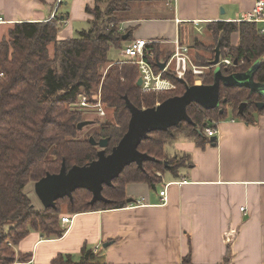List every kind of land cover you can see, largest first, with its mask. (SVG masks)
<instances>
[{
  "label": "trees",
  "instance_id": "obj_1",
  "mask_svg": "<svg viewBox=\"0 0 264 264\" xmlns=\"http://www.w3.org/2000/svg\"><path fill=\"white\" fill-rule=\"evenodd\" d=\"M135 1L95 0L94 7H86L93 16L89 27L71 38H58L63 22L55 16L48 21L16 22L0 37V223L9 229L8 235L2 233L0 237V264L28 260L29 256L18 254L15 247L31 231H38L46 238L61 237L65 232L61 225L64 213L125 207L129 183L154 184L161 179L158 174L167 171L177 175L188 163V157L171 156L166 147L178 137H192L199 145H205L212 142L205 130L213 120H223L231 113L252 122L255 113L264 110L256 106L257 102H264V94L246 87L221 85L219 107L206 109L191 103L187 111L192 124L182 121L168 130L152 131L142 140L139 150L155 160L145 161L143 168L137 163L126 166L111 186L104 185L106 202L91 204L92 192L79 188L73 192L72 199L67 196L58 199L56 207L35 208L26 193L27 186L48 173H58L63 164L70 169L96 160L101 147L92 144L91 137L97 142L108 139L107 154L119 143L131 118L127 100L140 109L151 108L183 95L186 85L195 84L197 78L192 71L181 81L169 68L163 76L175 83L174 89L145 91L137 85L140 70L135 62L109 59L111 47L122 48L125 41L133 39L135 27L125 24L124 13L130 11ZM123 24L126 28L121 31ZM262 29L261 22L205 23L189 46L192 61L207 67L205 74L200 75L202 84L214 82L215 67L210 66V61L219 42L221 58L233 62L221 64L225 74L245 72L261 61L254 79L264 83ZM126 34L129 36L124 40ZM165 46L159 40L147 45L155 54L154 58H147L156 72L160 71L158 62L168 61L173 54ZM98 94L106 115L87 118L88 108L81 107L80 100L85 96L89 103H94ZM244 101L247 107L241 115L239 105ZM85 120L97 125L94 133L85 132V127L78 128ZM81 252L79 260L72 254L61 253L51 264H106L90 247L84 246ZM184 260V263L189 261Z\"/></svg>",
  "mask_w": 264,
  "mask_h": 264
},
{
  "label": "crops",
  "instance_id": "obj_2",
  "mask_svg": "<svg viewBox=\"0 0 264 264\" xmlns=\"http://www.w3.org/2000/svg\"><path fill=\"white\" fill-rule=\"evenodd\" d=\"M256 1L136 0L125 24L135 27L133 39L174 44L182 24L197 29L211 21H234ZM94 4L0 0V37L16 22L55 16L63 22L58 38H71L78 22L89 24L93 16L86 7ZM217 128V140L205 145L187 136L169 144L167 153L185 155L188 163L177 175L160 173L157 183H129L127 206L64 213L73 221L61 222V237L31 231L15 247L28 260L15 264H51L61 253L79 260L84 246L106 264H264V110L252 122L229 113Z\"/></svg>",
  "mask_w": 264,
  "mask_h": 264
},
{
  "label": "water",
  "instance_id": "obj_3",
  "mask_svg": "<svg viewBox=\"0 0 264 264\" xmlns=\"http://www.w3.org/2000/svg\"><path fill=\"white\" fill-rule=\"evenodd\" d=\"M128 36L129 34H126L123 39L127 40ZM220 62L221 44L219 42L215 48L214 58L210 61V66L215 67L212 84L186 85L183 95L171 97L151 108L140 109L127 100L131 118L128 130L119 143L107 154L105 148L108 145V139L102 138L97 142L94 137H91L92 144H99L101 147L96 160L83 166H73L70 169H67L63 164L58 173H48L36 181L35 192L42 205L45 208L56 207L58 199L66 196L72 199L73 192L79 188H85L92 192L91 204L99 201L106 202L107 198L103 194L104 185L111 186L113 179L118 177L126 166L137 163L140 168H143L145 161L155 160L138 148L142 140L149 137L150 132L168 130L182 121L193 123L187 111L191 103H198L206 109L219 107L221 85L246 87L251 92H264V83L254 79V73L261 65V61L256 62L245 72L231 74L223 72ZM165 66L166 62H158L160 69H164ZM180 80L184 81L182 78ZM137 85H142L141 77H139ZM256 106L262 109L264 102H257ZM246 107V101L239 105L241 115L244 114ZM91 123L90 120L82 121L78 124V128L82 129ZM216 140V136L211 137V141Z\"/></svg>",
  "mask_w": 264,
  "mask_h": 264
},
{
  "label": "built area",
  "instance_id": "obj_4",
  "mask_svg": "<svg viewBox=\"0 0 264 264\" xmlns=\"http://www.w3.org/2000/svg\"><path fill=\"white\" fill-rule=\"evenodd\" d=\"M169 2H174L177 4V0H168ZM234 21H247V22H261L264 23V0H257L255 3V7L252 11L244 14L243 17L234 20ZM121 31L125 30V26L120 27ZM198 32H202V28L199 29L197 27ZM201 30V31H200ZM264 32V29H262ZM158 40H146V39H132L130 41L124 42V46H122L121 52V60L133 61L135 62L140 70V77L142 79V85L140 86L142 90L145 91H164L171 90L175 88V83L170 79L163 76L164 72L169 68L174 70V76L177 79H184L187 72L192 71L194 75H196L195 84H202V80L200 75L205 74L207 67L196 65L190 56V48L186 44H182L180 39H176L174 41L175 44V52L166 62V66L164 69H160L159 72L155 71V68L151 61L149 60L155 57V54L152 50L147 49V45L150 43L157 42ZM160 41V40H159ZM147 56L149 58H147ZM232 60L230 58H221V64L230 65L232 64ZM94 103H89L87 97L83 96L80 100V106L83 108H95L100 115H105V109L103 107L101 101V95H97ZM218 121L213 120L211 125L206 128L205 134L208 137L217 136L218 134ZM166 190L161 191V195H165ZM242 210L245 207L241 208ZM73 221L72 216H63V223H71ZM2 233L7 234L8 231L6 227L0 223V237ZM9 245H13L12 242H8ZM15 264V263H13Z\"/></svg>",
  "mask_w": 264,
  "mask_h": 264
},
{
  "label": "rangeland",
  "instance_id": "obj_5",
  "mask_svg": "<svg viewBox=\"0 0 264 264\" xmlns=\"http://www.w3.org/2000/svg\"><path fill=\"white\" fill-rule=\"evenodd\" d=\"M124 15H126V14L124 13ZM77 24H78V26L74 30L75 31L74 36L78 35V33L76 31L87 29L89 27L88 22L87 23L78 22ZM122 26H125V25L123 24ZM197 27L199 29L202 28L200 24L197 25ZM197 31L198 30L196 28H194L193 25L182 24L181 27H180V33H179L180 34L179 37H180L181 43L184 44L185 43L184 39H185V37H187V40L190 41V42L187 41L188 46L192 45V41L194 40V37L199 35V33H197ZM201 36H204V35L202 34ZM164 44L166 45L165 48L167 50H172V53L175 52V44H171V43H164ZM123 46H124V44H123ZM51 51H52V49H51ZM121 52H122V48H117L115 46L111 47V49L109 51V59L110 60H114V61L119 60V59L121 60V56H120ZM259 93L264 94V92H260V91H259ZM96 97H98V96H95L94 98H96ZM86 113H87L86 117L90 118V119L91 118L92 119H96L97 117L103 118L106 115V113H105V115H100L99 112H97V110L95 108H88ZM96 129H97V125L96 124H92L91 123V124L85 126V132H87V133H91L92 134V133H94L96 131ZM158 176H159V174H158ZM26 193L30 196V198L34 202L35 208L42 209L44 207L42 205L41 201L39 200L38 196L36 195L34 183H31L29 186H27ZM6 229H7L8 233H9L8 227H6ZM8 233H7V235H8ZM10 246H13V245H10Z\"/></svg>",
  "mask_w": 264,
  "mask_h": 264
}]
</instances>
